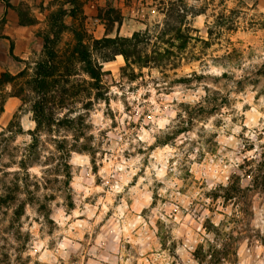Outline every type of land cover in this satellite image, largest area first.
Segmentation results:
<instances>
[{
	"label": "clouds",
	"instance_id": "1",
	"mask_svg": "<svg viewBox=\"0 0 264 264\" xmlns=\"http://www.w3.org/2000/svg\"><path fill=\"white\" fill-rule=\"evenodd\" d=\"M132 3L119 35L139 58L90 50L98 88L73 61L51 123L31 87L8 97L0 264H264V0Z\"/></svg>",
	"mask_w": 264,
	"mask_h": 264
},
{
	"label": "trees",
	"instance_id": "2",
	"mask_svg": "<svg viewBox=\"0 0 264 264\" xmlns=\"http://www.w3.org/2000/svg\"><path fill=\"white\" fill-rule=\"evenodd\" d=\"M65 2L66 4H70L71 8H61L59 11L53 13L50 16V30L43 36V52L46 55V59L36 65L33 91H35L37 95L43 96L42 101L38 102L35 105V110L40 120L50 121V116H45L44 109L50 102L53 103L54 99L56 98L55 96H53L51 97V99H49L47 95L48 92L53 90L51 80L58 75V65L63 60V57L55 49V45L59 43L61 34L64 31L70 29V27H68L65 23L66 18L71 17L75 19L79 15V13H82L78 0H65ZM167 15L169 18L176 15V5L169 6V8L167 9ZM96 18L101 20V22L104 24L105 36L100 40L93 39L92 45L88 46L84 44L81 34L78 33L76 29L71 28V31H73L75 37H77V44L73 48L72 52H70L69 56L70 58L87 62V67L84 69V71L89 72L91 76L95 78L96 84H93L92 87L98 88L100 87V72L98 68L93 67L92 61L90 59V50L91 52L100 54L105 59L111 58L109 50H111V53L123 52L127 59L129 55H137L138 57V53L135 49V44L142 43L144 41L140 37L139 33L134 34L130 39L121 37L119 35L120 29L123 25L124 16L120 9H117L111 4L110 0H107L106 5L98 10ZM178 19L182 20L181 17H178ZM166 23H168V21H166ZM115 26H117L116 31H114ZM173 30L177 32V38L185 40L186 42L187 38L180 34L179 29L174 27L170 28V23H168L166 32ZM162 37L163 35L161 36V38ZM165 43L170 42L165 41ZM183 46L184 45L182 44L181 47L183 48ZM157 55L161 56L163 54ZM70 75L71 74H68L67 76ZM63 76L65 77V75ZM12 80V76H10L9 74H5L2 76L0 85L3 83H10ZM61 93L63 94V91H61ZM15 96L20 97V94Z\"/></svg>",
	"mask_w": 264,
	"mask_h": 264
},
{
	"label": "crops",
	"instance_id": "3",
	"mask_svg": "<svg viewBox=\"0 0 264 264\" xmlns=\"http://www.w3.org/2000/svg\"><path fill=\"white\" fill-rule=\"evenodd\" d=\"M78 2L88 19L98 27L94 33L95 38L102 39L105 36V28L96 15L98 10L106 5L107 0H78ZM110 2L116 3V8L122 11L124 17L129 12L125 0H110ZM61 8L69 9L71 6L66 4L65 0H0V79L3 74L19 69L30 60H24L22 57L30 54L31 58L43 50V40L39 33L49 27L50 16ZM80 15L82 13H79L75 19L67 18L77 21ZM65 23L67 24L66 20ZM16 109L15 102L7 98L1 113L7 118L13 116Z\"/></svg>",
	"mask_w": 264,
	"mask_h": 264
},
{
	"label": "rangeland",
	"instance_id": "4",
	"mask_svg": "<svg viewBox=\"0 0 264 264\" xmlns=\"http://www.w3.org/2000/svg\"><path fill=\"white\" fill-rule=\"evenodd\" d=\"M125 2L127 3V6L129 7V12H130L132 10V8L134 7L132 0H125ZM111 4L113 5L114 2H111ZM160 4H161V7L158 10L163 12L164 11L163 0H160ZM129 12H127V14L124 17L123 25H122V31L124 30V27H125L124 21H125L126 17L128 16ZM89 13H87V15H89ZM176 15L172 16L170 19L171 20H177L178 16H176ZM66 21H67L66 25L68 27H70V29L64 31L61 34V39H60L59 43L55 45V49L63 57V60L58 65V68H59L58 75L51 80L53 89H55L56 86L61 83V81H63L64 83H70V81L67 79V77H68L67 75L68 74L72 75L75 73L73 61H75L76 59L70 58L69 55H70V52H72L75 45L77 44V37H75L74 32L71 31V28L76 29V31H78V33L81 34L82 40H83L85 45L91 46L93 39L100 40V39H96L95 34H94L98 28L97 25H95L93 21L89 20L83 11H82V15H80L78 17L77 21L70 20L69 18H67ZM116 27L117 26H115L114 31H116ZM172 27L173 26L170 23V28H172ZM104 28H105V26H104ZM49 30H50V25L48 28L46 27L43 31H41L39 33L42 40H43V36L45 34H47ZM65 34H67V35H65ZM161 39H163V37ZM85 42H87V43H85ZM166 55H172V53H166ZM157 56H159V55H157ZM45 59H46V55L42 50L41 52H38L36 55L31 57L29 61H27L23 64L25 66L23 71L17 72L16 75H12L9 72L5 73V74H9L10 76L13 77V80L10 83H12L14 86V92L11 94L3 93V86L6 83H3L0 85V113L3 111V105L5 104V101L7 100V98L9 96H15V95L20 94V97H22L25 86L31 87L33 90L35 73H34V76L32 79H26L29 76L28 69L31 68L32 62H35L37 65L38 63L43 62ZM35 72H36V69H35ZM5 74H3V75H5ZM108 74H111V73H108ZM63 75H65V77ZM1 79H2V77H1ZM1 79H0V81H1ZM5 80H7V79H5ZM85 83H87V82L80 83V84H74L73 88L71 90L61 87L59 92H58L59 104L61 106H63L65 103V99L67 97L75 96L80 91H87V88L84 86ZM91 87H92V85H91ZM61 91H63V94L61 93ZM15 97H17V96H15ZM17 98H19V97H17ZM56 101H57V97L54 99L53 103H55ZM86 107H88V106L86 105ZM14 115H15V112H14L12 117H14ZM48 122L49 123L52 122L51 117H50V121H48ZM9 126L11 127V122H10Z\"/></svg>",
	"mask_w": 264,
	"mask_h": 264
}]
</instances>
